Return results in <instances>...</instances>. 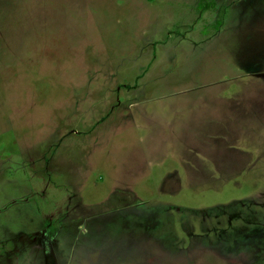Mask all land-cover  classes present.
<instances>
[{"label":"rangeland","instance_id":"374dc122","mask_svg":"<svg viewBox=\"0 0 264 264\" xmlns=\"http://www.w3.org/2000/svg\"><path fill=\"white\" fill-rule=\"evenodd\" d=\"M199 3L0 0V264H264V0Z\"/></svg>","mask_w":264,"mask_h":264},{"label":"crops","instance_id":"0c3cea01","mask_svg":"<svg viewBox=\"0 0 264 264\" xmlns=\"http://www.w3.org/2000/svg\"><path fill=\"white\" fill-rule=\"evenodd\" d=\"M158 22H159V25H158L159 30L161 29V27H164V25H166V21H158ZM200 58H201V55L199 53L193 55V59L185 63L184 73L186 74L187 71H194L192 69L198 66V61Z\"/></svg>","mask_w":264,"mask_h":264},{"label":"trees","instance_id":"16d2710c","mask_svg":"<svg viewBox=\"0 0 264 264\" xmlns=\"http://www.w3.org/2000/svg\"><path fill=\"white\" fill-rule=\"evenodd\" d=\"M215 7V0H201L197 5L198 10L202 9H212Z\"/></svg>","mask_w":264,"mask_h":264},{"label":"flooded vegetation","instance_id":"af4514ba","mask_svg":"<svg viewBox=\"0 0 264 264\" xmlns=\"http://www.w3.org/2000/svg\"><path fill=\"white\" fill-rule=\"evenodd\" d=\"M249 225L251 226V223H249Z\"/></svg>","mask_w":264,"mask_h":264}]
</instances>
